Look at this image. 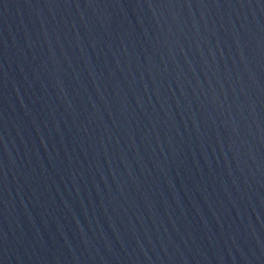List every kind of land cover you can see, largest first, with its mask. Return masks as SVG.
Masks as SVG:
<instances>
[{"label": "water", "instance_id": "obj_1", "mask_svg": "<svg viewBox=\"0 0 264 264\" xmlns=\"http://www.w3.org/2000/svg\"><path fill=\"white\" fill-rule=\"evenodd\" d=\"M0 264H264V0H0Z\"/></svg>", "mask_w": 264, "mask_h": 264}]
</instances>
